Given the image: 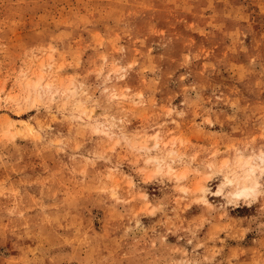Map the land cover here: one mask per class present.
<instances>
[{"label": "rangeland", "instance_id": "obj_1", "mask_svg": "<svg viewBox=\"0 0 264 264\" xmlns=\"http://www.w3.org/2000/svg\"><path fill=\"white\" fill-rule=\"evenodd\" d=\"M0 264H264V0H0Z\"/></svg>", "mask_w": 264, "mask_h": 264}, {"label": "bare ground", "instance_id": "obj_2", "mask_svg": "<svg viewBox=\"0 0 264 264\" xmlns=\"http://www.w3.org/2000/svg\"><path fill=\"white\" fill-rule=\"evenodd\" d=\"M243 167L246 168L245 172H243L242 176H235L233 178L229 177L230 183H236L238 194H246L257 187V182L255 180V172L258 168L256 164L252 162V160H242Z\"/></svg>", "mask_w": 264, "mask_h": 264}]
</instances>
